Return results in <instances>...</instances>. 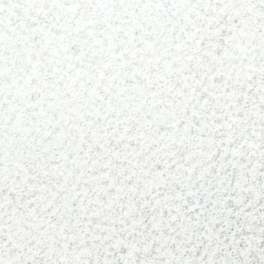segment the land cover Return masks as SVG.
I'll use <instances>...</instances> for the list:
<instances>
[{
  "label": "snow or ice",
  "instance_id": "6c2138e0",
  "mask_svg": "<svg viewBox=\"0 0 264 264\" xmlns=\"http://www.w3.org/2000/svg\"><path fill=\"white\" fill-rule=\"evenodd\" d=\"M0 264H264V0H0Z\"/></svg>",
  "mask_w": 264,
  "mask_h": 264
}]
</instances>
